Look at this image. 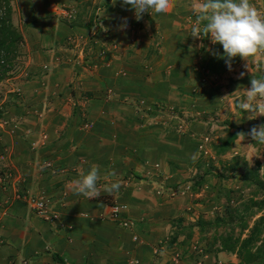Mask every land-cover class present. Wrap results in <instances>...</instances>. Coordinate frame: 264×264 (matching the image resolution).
Wrapping results in <instances>:
<instances>
[{
  "label": "crops",
  "instance_id": "0c3cea01",
  "mask_svg": "<svg viewBox=\"0 0 264 264\" xmlns=\"http://www.w3.org/2000/svg\"><path fill=\"white\" fill-rule=\"evenodd\" d=\"M191 2L175 0L167 14L143 16V26L138 25L134 10L121 6L119 0L115 6L112 0L9 1L10 24L24 41L28 69L35 76L24 85L29 92L24 99L32 106L29 112L38 110L40 116L25 115L23 107L13 106L10 113L23 118L19 136L6 135L5 142L4 134L0 143H10L15 152L21 191L49 199V206L45 214L36 213L24 198L11 196L5 203L10 193H0V264L237 262L234 253L213 252L198 241L196 232L189 238L181 234L189 218L197 216L195 206L189 215L182 199H162L156 193L160 184L175 186L182 181L187 167L200 170V158L193 161L191 157L200 156L203 142L220 141L214 140L220 129L240 130L251 115L237 107V97L243 96L252 73L243 68L245 61L238 56L230 71L220 58L222 45L190 36L198 19L189 15ZM252 3L258 11L264 6V0ZM92 13L97 15L98 27L88 26ZM123 17L128 27L121 30ZM77 18H82L80 25H75ZM72 37L74 41L69 42ZM101 45L109 50L106 56L89 54ZM85 53L93 65L87 64ZM250 64L257 78L264 75V71L257 73L259 67L264 69V55ZM42 66L47 68L41 76L46 87L36 92ZM198 67L206 70L205 84L200 83ZM242 71L246 74L240 77ZM200 85L195 101L201 119L188 124L187 134L164 126H137L134 108L139 100L145 106L181 108L180 100L190 101L188 95ZM81 94L86 116L82 108L70 105ZM43 103L47 109L41 108ZM86 122L91 123L87 129ZM40 133L46 141L38 145L34 141ZM205 148L211 155L210 148ZM92 164L100 170L97 199L69 188L76 169ZM112 171L115 177L108 175ZM129 172L134 177L128 178L125 187ZM115 179L122 184L119 192H104L107 180ZM113 203L127 206L122 217L134 220L131 230L108 218L107 207ZM51 215L54 219L47 220ZM175 217L177 221H172ZM167 234L168 240H161Z\"/></svg>",
  "mask_w": 264,
  "mask_h": 264
},
{
  "label": "rangeland",
  "instance_id": "374dc122",
  "mask_svg": "<svg viewBox=\"0 0 264 264\" xmlns=\"http://www.w3.org/2000/svg\"><path fill=\"white\" fill-rule=\"evenodd\" d=\"M6 1L8 2L10 10V0ZM254 1L258 0H251V2ZM257 6H259V3H257ZM5 7V0H0V16L4 14ZM259 11L264 13V6H262ZM150 14V12L144 13L143 16H150ZM189 15L196 17L193 15L192 11L189 13ZM77 16L79 18V13H77ZM96 16V14L92 13L91 18L89 19L90 24H88V26L97 24L98 21H96ZM78 18V21L75 23V25H78L79 21L82 20V18ZM98 25L99 24H97V27ZM138 25L144 26L146 25V22L143 20L138 21ZM70 40L69 42H72L73 37L70 38ZM14 41L13 47L9 52L6 53L2 50L0 51V136L5 134L4 137H10V135H12L17 139L21 125L23 124L20 122L23 120V118L13 116L11 114L14 110L13 106L23 107L25 115L32 114L34 116H40V114H38V110V113L33 112V110L29 112V109H32V106L27 105L26 100L24 99V96L29 94V92H26L24 85L27 84V81L35 79V76L31 75L32 71L28 69L29 59L23 48L24 41L22 40V37L20 36L18 39H14ZM101 47H104V45H101ZM98 49L96 51H98ZM95 53L96 52H90L89 54L95 56ZM87 54L88 53H85L84 59L88 65H93L91 60L87 58ZM197 69L201 73L200 83L205 84V80L202 81L201 78L203 75H206V70L203 67H198ZM40 70L41 72L39 76L36 77L37 83H39V88L36 90V92L40 91L41 88L44 89L46 87L44 84V79L41 76L44 74V72L46 73L47 68L43 67ZM261 71H264V69H260L259 67L257 73L260 74ZM248 85L243 86V89L250 87V84ZM201 87H203V85H200L198 88H196L193 94L188 95V97H191L190 101L186 102V100H180V102L184 104L181 108H176L174 107L175 105H159L157 103L145 106L144 102L139 100L137 106L134 108L138 118L137 126H139V128H141L140 125L164 126L170 131L175 130L179 133L187 134L189 131L190 122L201 119V113L198 111L199 106L195 101V99H197L198 90L201 89ZM37 95L39 96V93ZM79 97H83V94L79 95L78 98ZM85 101L86 100L84 98H79L78 101L73 100V104L70 105L73 107L78 106L80 109L82 108V113H85L84 115L86 116V112L84 110ZM26 107H28V109H25ZM44 107L46 109L48 108L47 103H43L41 108ZM33 109L37 108L35 107ZM262 123H264V116H256L255 118L250 119L249 122H246V125L244 127L242 126L238 131L235 130L232 132L228 130L222 132L224 129L218 130L221 132L216 134L218 137H215L214 140H218L219 138L220 141L214 143L211 141L212 139H209V141H207V139L203 142V146H200L201 154L200 156L198 155L201 165L200 170L195 168L193 171V169H188L187 167L185 176L182 178V181L177 183V185H159L162 190V195H160L163 196L161 198L182 199V208L187 211L186 208L189 207V215L192 211V207L195 206L196 210L194 209L193 212L198 214L195 217L193 216V220H190L189 218V221L186 224L187 226L193 224L197 218H202L205 221L212 222L214 221L215 217H223L225 215V209L229 207H240V204L247 202L248 198L250 197L256 201L264 198V193L262 190H260L254 184L246 183V181L242 178L247 174V170L255 168L258 178L262 180L264 176V168H261L264 167V145H249L248 143H255V141H252L247 137L244 140L242 137H236L238 132H247L253 125H260ZM84 124L86 125L84 126L86 129L91 126L90 122H86ZM8 137L7 140L4 139L5 142L8 141ZM0 139L3 140V138ZM36 139L37 140H35L34 143L38 141L36 144H44L46 141V136L44 133H40ZM201 139L203 141V137ZM219 142L221 143L219 144ZM32 143L31 146L33 147ZM205 146L207 149L210 148L211 155L209 154V151L205 152ZM202 149H204V151H202ZM257 151L261 152L260 156H253L252 164L249 165V162L245 157L250 158ZM257 162L259 163V166H256ZM19 175L22 176L19 166L16 162L15 152L13 151L11 144L7 143V145L4 146L0 143V193H5L8 195L10 193L8 196L10 199L5 198V203H9V201L12 199L11 196H14L17 199L24 198V200H26L27 194H25L24 191H21V180ZM126 177L123 178H126L124 183L127 181L126 185H124L125 187L128 186V178H133L134 176L132 175V172H129L127 173ZM196 182L199 183L196 184ZM169 190H174V194L169 195ZM16 195L19 197H16ZM256 207L257 206L252 208V213L244 216V220H246V227L241 230L239 235L240 238L247 234V229L252 225L253 221L258 216L264 214L263 204L261 207H259V210H256ZM181 220L184 221L185 218L182 217ZM172 221H177V217H175ZM236 222L237 221L232 220L230 223L219 225L213 224L212 226H209V230L202 232V234L198 233L196 229L193 228L191 231V236L193 232H196L198 241L200 240L207 245L213 232L216 234L222 233L227 228H232L233 233L237 235L239 233V228ZM187 226L184 227L186 231H181L183 232L181 234L185 235V232H188ZM162 239L167 241L168 234L166 237L164 235L161 240ZM207 247L210 248L209 245H207ZM203 263L204 261L202 259L201 261L199 260V264ZM195 264L197 263L195 262ZM233 264H238V260Z\"/></svg>",
  "mask_w": 264,
  "mask_h": 264
},
{
  "label": "clouds",
  "instance_id": "9594fccd",
  "mask_svg": "<svg viewBox=\"0 0 264 264\" xmlns=\"http://www.w3.org/2000/svg\"><path fill=\"white\" fill-rule=\"evenodd\" d=\"M117 2L112 0L113 6ZM119 3L121 6H130L137 21L143 18L144 13L167 14L175 7V0H119ZM190 9L198 18L191 27L190 36L200 40L207 37L212 44L222 45L223 54L220 58L225 60L230 71L234 58L238 56L245 61L243 68L252 73L250 87L246 88L243 96L237 97V107L251 113L250 119L264 116V75L257 78L250 64L258 55H264V13L258 11L251 0H192ZM119 27L121 30L128 27L127 17L121 18ZM213 54L218 55L215 52ZM245 74L241 72L240 77ZM236 137H242L243 140L247 137L255 141L249 145H264V123L253 125L247 132H238ZM260 153L257 151L250 158L245 157L249 165L252 164V157H259ZM197 158L198 154L191 157L193 161ZM76 172L77 177L70 182V190L88 199L99 198V168L95 164L88 168L80 166ZM108 175L115 177L116 173L112 171ZM121 187L118 179L107 180L103 191L111 195L119 192Z\"/></svg>",
  "mask_w": 264,
  "mask_h": 264
},
{
  "label": "trees",
  "instance_id": "16d2710c",
  "mask_svg": "<svg viewBox=\"0 0 264 264\" xmlns=\"http://www.w3.org/2000/svg\"><path fill=\"white\" fill-rule=\"evenodd\" d=\"M5 11L0 16V51L9 52L14 44V39H18L20 36L14 30L9 21V6L5 0ZM4 17V18H3ZM256 166H259L257 162ZM247 174L242 178L248 184L256 185L264 193V176L261 179L258 178L256 169L247 170ZM199 182H196L198 184ZM264 205V198L261 200H253L252 197L248 198L247 202L240 204V207L225 209V215L223 217H215L214 221H205L202 218H197L193 224L187 226L188 232H185L186 238L191 236L193 228L200 234L209 230V226L230 223L232 220L237 221L239 233L235 235L232 228H227L222 233H215L210 236L209 243L207 245L213 251H226L234 253L237 257L238 264H264V214L258 216L247 229V234L240 238V232L246 227L245 215L252 213V208ZM183 233V232H182ZM235 236H234V235Z\"/></svg>",
  "mask_w": 264,
  "mask_h": 264
},
{
  "label": "built area",
  "instance_id": "2783aa9c",
  "mask_svg": "<svg viewBox=\"0 0 264 264\" xmlns=\"http://www.w3.org/2000/svg\"><path fill=\"white\" fill-rule=\"evenodd\" d=\"M96 21H98L97 22V24H98L99 20L96 19ZM73 41H74V39L72 40V42ZM108 52H109L108 48L100 47L98 49V51L95 53V55L97 57H104L108 54ZM205 76L206 75H203V77L201 78L202 81L205 80ZM156 193L162 194L161 188L157 189ZM168 193H169V195H173L174 190H169ZM16 197H19V196L16 195ZM26 200L28 201V204L30 205V207L36 213L45 214L47 212L48 206H49V199H46L43 196H39V197L27 196ZM126 210H127V206L125 204L113 203L107 207V216L110 220L114 221L119 226L131 230L135 225L134 220L122 217V213L125 212ZM46 219L50 221V220L54 219V216H52V215L47 216ZM131 238L134 242H138V240H139L136 234H132ZM197 264H199V262H197Z\"/></svg>",
  "mask_w": 264,
  "mask_h": 264
}]
</instances>
